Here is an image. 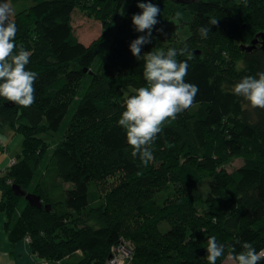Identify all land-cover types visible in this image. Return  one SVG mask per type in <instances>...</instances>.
Wrapping results in <instances>:
<instances>
[{
    "label": "trees",
    "instance_id": "16d2710c",
    "mask_svg": "<svg viewBox=\"0 0 264 264\" xmlns=\"http://www.w3.org/2000/svg\"><path fill=\"white\" fill-rule=\"evenodd\" d=\"M9 1L18 28L14 52L20 46L30 51L26 68L38 74L31 106L0 97V122L22 136L16 161L0 173V210L11 241L28 237L37 256L51 261L70 255L76 264H104L122 237L133 244L130 264H208L210 236L225 245V254L232 245L241 250L237 240L264 248V109L231 91L243 77L264 72V48L242 50L241 58L228 52L232 36L245 45L264 29V0H151L163 13L167 1L172 15L187 16L180 23L189 24L190 35L175 49L191 41L185 80L199 92L193 107L150 145L154 159L148 165L132 156L118 125L125 95L146 86L144 61L129 49L136 34L111 32L104 19L125 0H95L101 8L93 3L89 12L104 22V31L87 44L70 22L79 0ZM210 19L217 23L210 25ZM201 26L209 28L207 38ZM124 86L130 87L126 94ZM66 115L52 155L57 177L70 185L54 200L34 183V171L47 146L43 135L60 128ZM235 158L243 163L225 171L223 165ZM108 176L118 177L117 183L102 191L99 182ZM13 184L40 195L42 205L29 204ZM160 190L172 192L163 200L153 194Z\"/></svg>",
    "mask_w": 264,
    "mask_h": 264
},
{
    "label": "clouds",
    "instance_id": "9594fccd",
    "mask_svg": "<svg viewBox=\"0 0 264 264\" xmlns=\"http://www.w3.org/2000/svg\"><path fill=\"white\" fill-rule=\"evenodd\" d=\"M137 7L141 11L132 15L131 23L136 32L145 34L132 40L129 49L137 60L144 61L143 78L146 86L134 89L131 95H125L124 111L118 125L125 130L127 143L133 149L132 156L139 155L141 162L148 165L154 159L150 145L164 130L165 125L175 121L178 114L193 107L199 87L185 80L188 60L192 58L187 44L179 50L169 48L165 53L161 49L141 55L143 46L151 43L152 31L158 23L157 17L161 10L151 0L138 2ZM15 13L13 6L6 0H0V97L27 108L35 101L34 84L38 74L26 68L32 55L30 51L20 46L14 52L17 48L15 38L18 31L12 19ZM216 23L217 20H209L210 25ZM199 31L202 38H207L210 30L201 26ZM178 55L186 56V59L179 61L176 59ZM241 68L242 65L237 64L236 70L240 71ZM231 91L253 108L264 109V72L243 77L232 86ZM236 243L240 244L241 250L237 252L235 245H232L227 253V259L232 264H261L264 261V248L258 251L248 241L237 240ZM223 256L225 245L219 243L215 236L208 237V264H217Z\"/></svg>",
    "mask_w": 264,
    "mask_h": 264
},
{
    "label": "rangeland",
    "instance_id": "374dc122",
    "mask_svg": "<svg viewBox=\"0 0 264 264\" xmlns=\"http://www.w3.org/2000/svg\"><path fill=\"white\" fill-rule=\"evenodd\" d=\"M6 2H8L12 6L9 0H6ZM138 2H145V1L125 0V2L123 3L122 6H120L116 14L114 15L108 14L107 16H105L104 19L107 20V23L109 22L108 24L111 29L109 30L111 32H115L116 29L119 28L121 29L120 32L125 31L128 34H136L137 37L145 34V33L136 32L134 30V26L131 23L132 15L141 11L137 7ZM93 3L95 6L93 5ZM254 3L255 1L253 2V4H250L251 9L255 8ZM164 4H165L164 7H166V11L165 13L161 11L160 15L157 17L158 23L155 25L152 31V42L149 44H145L143 46L142 51L144 53L150 51L158 52L161 49H163L166 53L169 48H175V45H177L180 41L186 39L190 35L189 24L186 22L180 23L182 19L185 20V18L187 17L183 14L184 12L176 11V13L172 15L173 12L171 11V3L165 1ZM91 6H94L95 9L101 8L100 5L95 2V0H79L77 6L74 8V10L71 13V19H70L75 34L77 35L78 39L85 44L98 39L102 35L101 33L104 31V22L100 19V17L89 12V8H91ZM121 10H123V15H121ZM178 13L179 15H177ZM254 13L259 14V11H254ZM262 13H264V11H261V14ZM166 16H170V17L166 18ZM14 18L15 17H12V19ZM169 30L172 31L168 33ZM260 30H264V29H259L257 31ZM107 35L108 36L110 35L111 37L113 34L109 33ZM231 38H232L231 40L228 39L230 43L229 45L230 48L232 46V49L230 48L228 49L229 58H241L243 51L240 48V44H241V42L239 41L240 38L236 36L235 37L232 36ZM205 41L207 42V45L210 46V42L207 40ZM185 42L187 46H190L191 41L186 40ZM198 43H199L198 41H195L191 45L192 48H197L198 46L197 45L195 46L194 44H198ZM102 47L104 49L107 47V45L103 44ZM100 57H98L97 59L99 60ZM92 72L93 70L90 69L89 73ZM129 90L130 87L128 86L123 87V92L125 94ZM77 95H75L74 98H77ZM67 119L68 116L66 115V117H64V121L62 122L60 128H58L56 131H49L43 135L44 138L48 140V142H46L47 146L42 155V160L40 161V164H38L35 167V171H34L35 173L34 183L40 185L43 184L42 186L45 188L48 197H51L54 200L61 199L64 193L63 189L70 185V183L63 182L57 177L54 158L52 155V149L54 143L60 138H62L64 135L68 122ZM21 140H22L21 134H19L16 131L14 132L5 122H0V172L3 173L4 167L9 166L16 161L15 155L19 152L21 148ZM2 146L4 147L3 150L1 149ZM242 163H243L242 159L235 158L231 160L229 163L224 164L223 168L225 171H230L233 168L241 165ZM117 180L118 177L116 176H108L105 181L99 182V184L102 186V191H105L110 187H112L111 183L112 182L117 183ZM200 187L204 193H207V186L205 182H202ZM137 191L138 193H140V190ZM168 192L171 193L172 191L169 190L153 191V194L159 197H163L164 200V198L168 196ZM113 249L114 252H117L119 254L118 255L119 264H130V261L132 259V250H133V244L130 240L124 239L123 237L120 238V241L116 245L112 246L111 251ZM122 249H126L127 253L122 252ZM77 253L78 252H76L75 254ZM69 256L70 255H65L64 258ZM108 259L110 258L108 257ZM220 264H232V262L227 259V253L225 254V256L222 257Z\"/></svg>",
    "mask_w": 264,
    "mask_h": 264
},
{
    "label": "crops",
    "instance_id": "0c3cea01",
    "mask_svg": "<svg viewBox=\"0 0 264 264\" xmlns=\"http://www.w3.org/2000/svg\"><path fill=\"white\" fill-rule=\"evenodd\" d=\"M2 146V150H3ZM5 215L0 210V264H44V259L37 256L25 238L11 241L4 227ZM49 264H76L74 258L66 257L51 260Z\"/></svg>",
    "mask_w": 264,
    "mask_h": 264
},
{
    "label": "water",
    "instance_id": "95a60500",
    "mask_svg": "<svg viewBox=\"0 0 264 264\" xmlns=\"http://www.w3.org/2000/svg\"><path fill=\"white\" fill-rule=\"evenodd\" d=\"M173 1L187 3V2L195 1V0H173ZM258 37H260V40ZM258 41L261 42V47L264 48V31H259V32L255 33V35L251 39V43L249 45H244V44L240 45V48L249 50ZM12 188L16 194H20V195L24 196V198L28 201L29 204L34 205V206H41L42 205L40 195H38L34 192H31V191H26L25 189L20 188L16 184H13ZM46 205L47 204H44V206H46ZM108 257L111 258V254H109Z\"/></svg>",
    "mask_w": 264,
    "mask_h": 264
},
{
    "label": "built area",
    "instance_id": "2783aa9c",
    "mask_svg": "<svg viewBox=\"0 0 264 264\" xmlns=\"http://www.w3.org/2000/svg\"><path fill=\"white\" fill-rule=\"evenodd\" d=\"M1 173V172H0ZM26 240H28V237L25 238ZM124 248V247H122ZM122 252L127 253L126 249H122ZM112 258L108 259L104 264H119V257H118V253L114 252V249L112 250ZM50 261L49 260H44V264H49Z\"/></svg>",
    "mask_w": 264,
    "mask_h": 264
},
{
    "label": "flooded vegetation",
    "instance_id": "af4514ba",
    "mask_svg": "<svg viewBox=\"0 0 264 264\" xmlns=\"http://www.w3.org/2000/svg\"><path fill=\"white\" fill-rule=\"evenodd\" d=\"M254 35H255V34H254ZM254 35H253V36H254ZM258 38H259V40H260V37H258ZM250 43H251V40H250L249 42H247L245 45H249ZM240 45H241V44H240ZM257 46H258V47H261V42H260V41L256 42L255 45H254L253 47H257ZM253 47H252V48H253ZM241 49H242V48H241ZM242 50H246V49H242ZM249 50H251V49H249Z\"/></svg>",
    "mask_w": 264,
    "mask_h": 264
}]
</instances>
